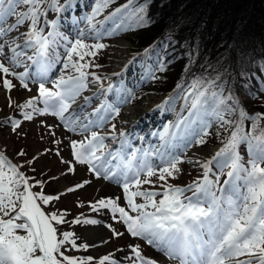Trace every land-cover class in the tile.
<instances>
[{
	"label": "snow or ice",
	"instance_id": "snow-or-ice-1",
	"mask_svg": "<svg viewBox=\"0 0 264 264\" xmlns=\"http://www.w3.org/2000/svg\"><path fill=\"white\" fill-rule=\"evenodd\" d=\"M114 3L115 0H94L90 15L84 17L87 27L78 33L79 38H69L60 30V21L50 19V14L68 11L73 7L72 0L67 5L61 0H0V81L10 92L14 84L7 77L15 76L31 91L26 82L29 73L18 74L11 68L35 66L33 82L38 84L39 95L20 105L32 109L24 112V119L32 120L34 113L51 114L68 131L84 137L71 141L75 161L87 166L96 179L122 185L126 200V207L120 206V198L101 199L91 207L118 214L132 237L145 240L179 264H264V113L249 115L239 99L226 92L219 73L213 79L194 78L184 89L182 99L187 114H181L175 124L155 134L162 142L159 146L125 152V145H132L125 139L126 133L121 132V147L109 149L106 141L117 140L116 127L111 125L113 135L109 136L104 133L105 125L120 115L119 104L131 102L135 95L111 81L105 87L100 76L88 71L99 65L86 58L94 60L106 45L87 41H99L130 26L129 22L137 26L148 24L146 6H137V0H128L99 19ZM21 28L25 30L20 31ZM61 46L65 48L63 68L70 70V74L60 75L49 88V71L61 58L57 51ZM260 70L264 71V61ZM90 83L100 86L95 97L84 96ZM113 94L119 97L118 103L107 99ZM100 96L105 98L88 111L93 99ZM81 98L79 109L70 113L72 105ZM37 103H42L43 108L38 109ZM246 121L250 127H246ZM212 123L224 128L228 136L213 156L197 161L203 170L202 177L187 186L168 185L167 180L177 178L178 165L183 163L171 149L181 142L187 144L193 137V143L204 144ZM12 126L15 130L20 122L12 121ZM19 155L25 153L21 151ZM153 157L159 164L153 163ZM21 167L0 152V264H92V257L66 254L70 249L89 247L86 243L78 246L73 232L58 234L56 225L65 223L66 214L46 212L42 207L60 200L64 193L45 194L44 182H30ZM69 171L75 172V168L70 167ZM154 176L165 182L164 190H142L144 185L153 184ZM90 183L85 180L67 192ZM34 187L40 190L33 191ZM137 198L143 202L138 203ZM73 223L99 221L78 218ZM112 232L117 238L123 235L115 229ZM130 247L132 255L125 257L130 264H157L143 255L140 245ZM98 264L118 261L108 255Z\"/></svg>",
	"mask_w": 264,
	"mask_h": 264
},
{
	"label": "rangeland",
	"instance_id": "rangeland-1",
	"mask_svg": "<svg viewBox=\"0 0 264 264\" xmlns=\"http://www.w3.org/2000/svg\"><path fill=\"white\" fill-rule=\"evenodd\" d=\"M93 7H94V3L86 7V10H85L86 16L90 15ZM113 9L114 8L109 7V9H107L104 12L103 16L99 17V19H103ZM77 16H80V14H77ZM55 17H56V13L50 14V19H55ZM129 23H130V26L126 25L123 29L116 31L114 34L106 35L103 37V39H101L102 40L101 43H104L106 45L105 49L101 50L94 60H92V58L90 57L86 58L87 60H91L94 65H99L98 68L100 70L95 71L94 69H96L97 67L93 66L91 69L88 70L89 72L100 76V72L108 66V53L110 49L113 47L114 41L116 40H124V41L127 40L128 41L129 40L128 44H130V47H131L133 46L132 44H134L133 42H137L136 38L142 37V32H139V31L136 36L131 35L132 32L136 30L137 26L134 22H129ZM133 23L135 24V27L131 28ZM24 30H25L24 28L20 29V31H24ZM65 34L68 35L69 38H79L78 35L74 36V35H71L70 33H65ZM131 37L132 39H130ZM260 39H263L264 41V38H260ZM88 41L94 42L93 40H88ZM123 49L124 50L122 51L129 53L130 48L129 49L123 48ZM131 50H132V47H131ZM243 53H244V50H240L238 53H235V59L237 58V56H240V57L238 58V60H235V64L233 65V70L234 71L236 70L235 72H237L236 73L237 75H235L236 82L239 81V78L242 79L243 77H245L247 79V81H244L246 84H244V87H242L238 85L237 84L238 82H237L225 89H226V92H231L234 96H236L239 99L241 106L246 111L252 107L255 112L254 116H256L257 114L264 113V104H263L264 98L261 97L262 102H259L258 107H257L254 104L253 98L250 95L256 93L255 95V98H256L257 92L262 88L261 79L264 76V71H263V76H261L262 71L260 70V63L261 61H264V58H260L259 57L260 55H257V57H253L250 55L243 56ZM132 54L134 55L133 51H132ZM133 55H131L132 58H129V61L131 63H132V59L134 60V58L135 59L137 58L135 55L134 56ZM217 58L218 56L211 62L216 63ZM63 62H66V61L64 60ZM128 64L129 63L127 61L126 65ZM141 64L144 66V69H142V73L145 74L142 77H146L149 80L144 81V83H146L144 87H142L139 90L136 89V91L134 92L135 99L131 101V104L133 103L134 107L141 104L146 99L145 96L149 92V90H147L149 89V87L152 88V90H155V92L156 90L163 91V90L169 89L170 87L174 89L172 85L175 80L172 81L171 79H168V82L165 85L166 87L161 86V87L156 88V80H157L158 74L156 73L154 69L155 64L154 63L151 64L147 62V60L146 61L141 60ZM130 67H133V65L132 66L130 65ZM145 68L147 69L145 70ZM218 68L219 66L199 65L198 67L193 69L194 71L191 75V78L186 79V83H188L192 79L193 76H197L202 72L204 73L200 77H204L206 79L215 78L217 73H219L222 78L223 71L221 70L219 71ZM134 69L135 71L139 72L140 68L135 66ZM227 71H224V76H228L230 74L229 71L228 72ZM254 72H256L257 74H254ZM67 74H70V70H65L62 65L59 72H57V74L48 83H46V87L52 88L55 79H57L60 75H67ZM132 74L135 75V73H132ZM7 78L12 80L14 84V88L9 92L5 87H3L2 81H0V90L6 93L7 101L9 102V103H6L5 106L0 104V112L3 113L5 111H11L13 112L12 114L15 117V121L20 122V126L16 128L15 130H13V128L8 129V133L11 136L10 137V146H11L10 155L13 157L12 162L22 166L21 171H23L26 176L31 178L30 182L42 181L44 179H47L46 174L51 177L52 173H54L55 171L56 175L54 177L52 176V178L54 179L53 183L51 184L45 183V187L42 189L44 193L47 195H57L58 194L57 191L55 192V188L57 185L54 184V182L58 181L59 179L67 180L66 183L69 188L75 187L77 184L82 183L85 180L91 181L90 184L85 185L84 188L78 189L75 192H67L66 190V192L63 195H61V198L58 201H52L48 205H42V207L44 208L46 212H49V210H54L57 207L59 211L58 214L60 213L66 214L65 223L61 225H66L70 222L71 224H73V227L69 226L68 228H66L65 232L75 233L74 238L77 240V245L80 246L81 244L78 243L79 236L83 233L84 230L88 229V227L91 226L92 224H87L85 226L80 227L78 224L73 223V221L78 219V216H81L83 214H85L86 218L88 219L91 217L95 218L97 217V215H101L103 217H105L106 215L105 208H98V210H94L91 207V205L96 204L99 200L102 199V198L93 197V194H94V191H95V188H96V185L99 179H96L94 175L88 170L87 167H84L83 165L77 163L72 155V149L70 147L71 141L76 138H81L82 140L84 139V137L82 135L74 134L68 131L67 128L63 125V123L59 120V118L51 114L40 115L39 113H34L32 120L30 121L22 120L21 121V118H23L22 115L24 114V112H31L32 109L22 108L20 107V105L25 104L29 99L38 97L39 95L38 84L28 83L29 88L31 89V91H29L25 89L23 86H18L21 83L17 84L11 76ZM196 78H199V77H196ZM136 81H140L139 78ZM169 81L170 82L172 81V82L170 83ZM186 83L180 84V86L183 85V87H180V88H183L184 90L187 87ZM89 88H90V84H89ZM160 93H163V92H160ZM167 93L170 94L169 92ZM183 94H184V91L179 96H176L177 99L165 98L166 96H164L163 98H160L161 101L164 103V106L166 105L165 101H168V104H167L168 111L170 113L174 112L173 115L176 118L179 117V115L181 116V114L185 113L184 100L182 99ZM148 98H152L155 101V97L152 95H149ZM158 102L159 101H157L156 104ZM73 107H75V104L72 105V108L69 110V112L72 111ZM37 108L38 109L43 108V104L37 103ZM160 108L164 109V107L163 108L160 107ZM256 109L258 111H256ZM177 112L179 113L177 114ZM66 115L68 114L66 113ZM120 117H122V109L120 111V115L110 121V124L111 125L114 124L117 129L115 132L116 134L119 133L118 119H120ZM230 118H234V117H230ZM171 119H173V116L167 117L164 120L162 127L158 130V133H161L168 125L172 124L170 121ZM261 124L264 125V121H261ZM245 125L246 127H250V122L246 121ZM107 126L109 125L107 124ZM208 133L209 134L205 137L206 142L204 144L192 143L185 149L184 152H182L179 155V157H181L180 159L183 161V163L178 165V167L180 168V172L177 174L176 179L169 178L167 180L168 185L183 186V185L193 183L195 171L193 169V166L190 165L188 162L189 157L198 148L209 149V147L212 148L211 146L214 144L222 145V141H224L228 136V132L224 128H221L216 123H212L211 127L208 129ZM3 146L4 145L3 144L1 145L0 143V150L2 153L5 154L6 151L4 148L2 149ZM29 146L33 148L37 147V149H39L41 153V158L43 159V165H44V167H42L44 168L43 170L42 168L41 169L38 168L39 166L34 164L33 159H31L32 158L31 147ZM21 151L25 153L24 156L19 155ZM57 153H59V155H57ZM241 153L244 154L245 159H247L243 146H241ZM29 161H31V163H29ZM65 162H69V163H65ZM51 165H53L55 169L49 168V166ZM70 167L75 168V172H70L69 171ZM223 179L224 177H221V183L223 182ZM152 181L153 183H158L159 188L164 189L162 187V185L165 184L164 181H160L156 176L152 177ZM39 190L40 189L36 187L33 188V191H39ZM120 204H122V202ZM122 206L126 207V201L123 203ZM114 218L115 217H113V219ZM112 229H115L117 232H121V229H118L117 226H113ZM112 229L106 228L103 231V237L105 238L107 237L108 240L106 241L105 245H102L97 248V255L93 257L94 261L92 262V264H98L101 258H103L104 256H108V255H112V257H124L126 255L127 257L129 256L130 254L128 250L129 245L125 249V252H123L120 255L121 250L123 251V248L127 244V239L125 238L122 243H119L118 240L122 236L118 238L116 237L114 239L118 242L119 245L118 244L114 245V240H113L114 235H113ZM132 242L136 243V240ZM78 253L79 252H77L76 249H70V251H68L66 254L75 257V254H78ZM121 262H123L124 264L130 263L128 259L127 261L123 260Z\"/></svg>",
	"mask_w": 264,
	"mask_h": 264
},
{
	"label": "trees",
	"instance_id": "trees-1",
	"mask_svg": "<svg viewBox=\"0 0 264 264\" xmlns=\"http://www.w3.org/2000/svg\"><path fill=\"white\" fill-rule=\"evenodd\" d=\"M251 1L137 0V6H146L148 24L143 27L136 25L131 35L136 36L139 31L142 37L136 38L137 42L133 43L137 47H146L157 41L152 53H160L163 75H170L176 82L185 73L184 67L187 69L186 66L191 65L195 69L208 56L210 61L214 60L228 48L235 30L248 16ZM252 8L249 23L239 33L233 53L252 46L256 53L250 56L264 58V41L260 39L264 38V0H256ZM247 55L249 51H244L243 56ZM239 57L235 59V54L231 57L218 56L216 63L211 62L208 66H219L218 70L223 72L228 69L234 79L237 72L233 70V65Z\"/></svg>",
	"mask_w": 264,
	"mask_h": 264
},
{
	"label": "bare ground",
	"instance_id": "bare-ground-1",
	"mask_svg": "<svg viewBox=\"0 0 264 264\" xmlns=\"http://www.w3.org/2000/svg\"><path fill=\"white\" fill-rule=\"evenodd\" d=\"M65 21H61V26L63 27V25L65 27H73V28H77L78 26V22H75L73 20L72 17H65L64 19ZM82 16L79 18V22H82ZM84 24V27L83 28H79V30L81 31L82 29L86 28L87 25L85 22H83ZM66 28V29H67ZM69 30V29H67ZM88 43H94L92 41H87ZM130 45H128V43L126 42H122V41H114L113 43V47L111 48V50L109 51V54H108V66L106 69H104L102 72H101V75L100 77L102 78V80L104 81V86L106 87L107 84L109 83V81H111L112 83L116 84V85H121L123 86L124 88H128L129 86V79L128 81H121V82H118V77H119V71L121 69L124 68L125 64L127 63L128 61V57L126 55H128V52H124L122 50H124L123 48H126V49H129ZM57 61V60H56ZM116 62V63H115ZM116 64V65H115ZM18 69L20 67H17ZM120 68V69H119ZM27 68L19 71L20 73H23L25 71H28V69L26 70ZM139 75V73H138ZM140 76H142V73L140 74ZM107 78V79H105ZM119 83V84H117ZM91 85V89L88 93H84V96H89V97H92V96H95V95H98V89H99V85L98 84H92L90 83ZM126 96V93L124 94ZM105 97L103 96H100L98 100H95L97 101L92 103V106L88 109V111H91L92 110V107H95L98 103H100ZM107 99H111L110 95L107 96ZM151 102H155L152 98L151 99H147L145 100V102L143 101L139 107L137 108H134L133 106H128V103L124 104V108H123V112H122V118L119 120V124H120V128H119V132H123V133H126V137L125 139L127 140H133L135 139V137H137L138 135H136L135 133H132L130 134L129 133V130L130 132H132V129H133V122L138 118L140 117L142 114H146L145 116L142 117L141 120H139L136 124H141V127L138 128V130L140 131L139 132V135H142V133H144V131H150V133L152 132V126L153 127H157L159 125H161L162 120H160V118H146V117H149V114L151 113V109L152 108V103ZM82 103V98L81 99H78L77 103L75 104L76 107L74 110H78L80 105ZM96 103V104H95ZM0 104L5 106L6 105V99L5 97H2V93L0 91ZM158 106L160 107L161 104L157 103ZM164 106H162L163 108ZM160 120V121H159ZM146 123H145V122ZM149 124H148V123ZM160 122V123H159ZM133 125V126H132ZM143 126V127H142ZM0 138H1V141L3 142L4 145H7L9 148H10V144H9V136L6 134H4L3 132H0ZM104 133H108V134H111L113 135V133L111 132V129H105ZM110 135V136H111ZM117 136V140L113 141L111 139H109L106 143L109 145V149H111L113 146H116V145H120V137H119V134H114ZM131 135V137H130ZM159 142V145L162 143L160 140H158ZM32 144V143H30ZM158 145V146H159ZM31 147V146H29ZM11 149V148H10ZM124 151V150H123ZM217 150L215 149H208V150H196L192 153V155L189 157V164L192 165L196 171L195 173V176H194V179L193 180H197V179H200L202 177V168L200 167L199 163H197V161L199 162H203L204 160L210 158L211 156L214 155V153L216 152ZM31 154L33 156H37V151L36 149H34L33 147H31ZM38 165L41 164V159H39V157H37V162H36ZM56 172H54L52 174V176L56 175L55 174ZM67 180H63V179H59L58 181L54 182V184H56V188L55 190L56 191H63L66 189L67 187ZM106 196V195H105ZM100 232V230L98 228H93V230H90L89 232L87 233H93V232ZM86 234V232H84V235ZM99 240H96L95 242H97ZM109 250V249H108Z\"/></svg>",
	"mask_w": 264,
	"mask_h": 264
}]
</instances>
